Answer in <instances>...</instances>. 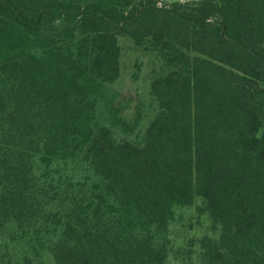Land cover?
<instances>
[{
	"label": "trees",
	"instance_id": "obj_1",
	"mask_svg": "<svg viewBox=\"0 0 264 264\" xmlns=\"http://www.w3.org/2000/svg\"><path fill=\"white\" fill-rule=\"evenodd\" d=\"M0 264H264V0H0Z\"/></svg>",
	"mask_w": 264,
	"mask_h": 264
},
{
	"label": "rangeland",
	"instance_id": "obj_2",
	"mask_svg": "<svg viewBox=\"0 0 264 264\" xmlns=\"http://www.w3.org/2000/svg\"><path fill=\"white\" fill-rule=\"evenodd\" d=\"M164 1L171 2L174 0H164ZM180 1H184V0H180ZM136 59L144 60V57L138 51H132V52L126 53L122 56V67L124 69L125 74H127V72L129 71L130 67L133 65V63ZM129 79H130V77L127 74V77H124L121 88H119L120 89V96L131 95L132 98L136 100L139 97V93L133 92L134 86L142 87L143 85H142L140 80L132 82Z\"/></svg>",
	"mask_w": 264,
	"mask_h": 264
}]
</instances>
